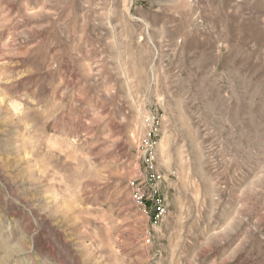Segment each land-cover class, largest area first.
<instances>
[{
  "label": "rangeland",
  "instance_id": "1",
  "mask_svg": "<svg viewBox=\"0 0 264 264\" xmlns=\"http://www.w3.org/2000/svg\"><path fill=\"white\" fill-rule=\"evenodd\" d=\"M0 264H264V0H0Z\"/></svg>",
  "mask_w": 264,
  "mask_h": 264
},
{
  "label": "built area",
  "instance_id": "2",
  "mask_svg": "<svg viewBox=\"0 0 264 264\" xmlns=\"http://www.w3.org/2000/svg\"><path fill=\"white\" fill-rule=\"evenodd\" d=\"M144 122L145 134L138 147L144 169H141L139 177L130 180L129 186L133 203L152 219L155 226L162 221L168 211L160 192L161 174L155 169L162 119L157 113H150L145 117Z\"/></svg>",
  "mask_w": 264,
  "mask_h": 264
}]
</instances>
